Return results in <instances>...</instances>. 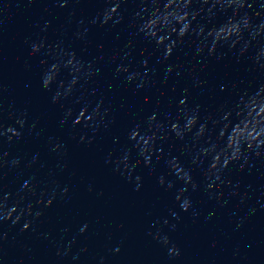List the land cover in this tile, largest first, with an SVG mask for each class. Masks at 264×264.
<instances>
[{"label": "water", "instance_id": "1", "mask_svg": "<svg viewBox=\"0 0 264 264\" xmlns=\"http://www.w3.org/2000/svg\"><path fill=\"white\" fill-rule=\"evenodd\" d=\"M0 264H264V0H0Z\"/></svg>", "mask_w": 264, "mask_h": 264}, {"label": "clouds", "instance_id": "2", "mask_svg": "<svg viewBox=\"0 0 264 264\" xmlns=\"http://www.w3.org/2000/svg\"><path fill=\"white\" fill-rule=\"evenodd\" d=\"M185 210L187 209V206L184 205Z\"/></svg>", "mask_w": 264, "mask_h": 264}]
</instances>
